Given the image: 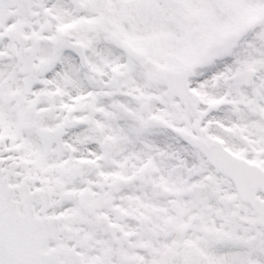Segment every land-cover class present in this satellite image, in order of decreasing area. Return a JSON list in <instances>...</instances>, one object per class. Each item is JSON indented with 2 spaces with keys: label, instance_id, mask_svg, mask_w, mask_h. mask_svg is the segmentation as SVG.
I'll list each match as a JSON object with an SVG mask.
<instances>
[{
  "label": "snow or ice",
  "instance_id": "6c2138e0",
  "mask_svg": "<svg viewBox=\"0 0 264 264\" xmlns=\"http://www.w3.org/2000/svg\"><path fill=\"white\" fill-rule=\"evenodd\" d=\"M0 264H264V0H0Z\"/></svg>",
  "mask_w": 264,
  "mask_h": 264
}]
</instances>
